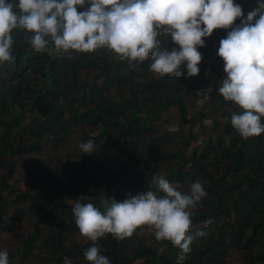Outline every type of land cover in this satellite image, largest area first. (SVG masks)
<instances>
[{
    "label": "trees",
    "instance_id": "16d2710c",
    "mask_svg": "<svg viewBox=\"0 0 264 264\" xmlns=\"http://www.w3.org/2000/svg\"><path fill=\"white\" fill-rule=\"evenodd\" d=\"M235 2L242 7V0ZM235 23H239V18ZM227 31L214 29L210 36L203 38L205 44L198 47L202 54L199 69L207 67L205 59ZM12 34L14 43L11 50L15 61L0 65V76L4 69L13 75L11 78L0 77V163L9 154L20 156L23 152L36 151L40 142L51 140L50 134L53 142L60 143L63 141L61 135L74 125L83 127V139H93L94 144L101 143L91 153H82L78 165L45 172L44 179L60 178L66 180L64 183L42 193L23 195L29 202V211H44V214L37 220L35 232L28 236L19 251L25 250L39 237L42 225L58 220V224H62L57 225L48 238L51 249H61L51 254L52 263L65 256H73L64 243L68 234L79 232L68 198L81 196L98 204L106 196L119 200L128 193L135 195L152 187L150 176L138 167V160L145 153L139 141L144 133L155 130L153 123L160 118L161 111L170 105H177L182 118L180 123L184 125L203 124L209 117L208 113L215 112L221 106L238 109L234 102L224 100L218 92L223 60L218 65L213 64L210 76L202 81L199 90L203 91L198 97V90H185L189 82H185L183 75L177 78L165 74L149 79L148 60L130 65L108 49L56 52L51 44L48 51L35 52L26 38L30 33L14 29ZM170 44L169 47L174 46ZM127 86L131 92L128 99L116 102L109 97L108 93L113 87L122 96ZM209 88H212L210 94L207 93ZM143 91L147 93L144 101L151 102V114L138 103V94ZM187 94L190 97L188 100L194 98L197 101L204 96L211 97V100L207 102L205 99L204 108L189 114L188 100H185ZM148 95L151 100L147 99ZM62 101L68 107L61 105ZM208 103L214 107L211 108ZM27 109L33 110L36 115L30 126H23L22 120ZM225 116L227 122L225 126L220 124L221 137L216 144L206 138L195 147L191 158L184 159V154L194 140V135H191L178 153L170 155L157 148L159 152L153 158L155 162L179 158V168L169 173V181L186 186L199 180L207 193L194 210L190 231H195V226L208 218H211L213 225L206 230V235L201 236L206 241L205 245L199 247L198 241L191 243V251L186 254L183 264H220V255L227 250L228 242L234 243L243 253L247 264H264V133L242 138L232 127L231 116L227 113ZM261 120L264 122V117ZM11 127L17 128L18 138L9 137ZM94 132V136H89ZM27 134L34 138L30 145L24 141ZM164 137V134L159 135L151 143L160 141L164 144ZM105 156L114 157L120 172L101 179L97 173H89L88 169L95 165V158ZM13 175L12 167L8 175L1 178L5 183ZM114 185H118L121 192L114 194ZM7 190L4 188L0 193V222ZM65 214L67 218L63 221ZM160 242V250L138 245L132 248V252L124 254L123 248L128 245V241L117 239L111 234L97 241L111 264H176L180 250L170 241ZM261 242L262 249L259 247L255 251L257 243ZM137 260L140 262L136 263Z\"/></svg>",
    "mask_w": 264,
    "mask_h": 264
},
{
    "label": "clouds",
    "instance_id": "9594fccd",
    "mask_svg": "<svg viewBox=\"0 0 264 264\" xmlns=\"http://www.w3.org/2000/svg\"><path fill=\"white\" fill-rule=\"evenodd\" d=\"M14 29L30 33L26 38L35 52L48 51L49 44L56 52L106 48L130 65L148 60L151 71L177 78L198 74L203 38L214 29H228L217 48L224 70L218 92L238 106L230 123L242 138L264 133V0H255L246 14L235 0H0V65L15 61ZM202 91H196L198 97ZM205 99L196 103L203 105ZM79 148L91 153L93 139ZM150 184L135 195L119 200L106 196L98 204L71 199L79 232L93 242L83 250L85 260L111 264L98 239L105 234L124 239L146 225L157 241H170L180 250L176 264H183L192 241L206 235L211 223L208 218L190 231L205 188L194 180L188 191H181L158 172ZM63 260L72 264L67 256ZM0 264H10L7 248H0Z\"/></svg>",
    "mask_w": 264,
    "mask_h": 264
},
{
    "label": "rangeland",
    "instance_id": "374dc122",
    "mask_svg": "<svg viewBox=\"0 0 264 264\" xmlns=\"http://www.w3.org/2000/svg\"><path fill=\"white\" fill-rule=\"evenodd\" d=\"M253 7H255V0H242V10L244 14H246L247 11L251 10ZM218 46L219 44H215L209 53V57L205 59L204 63L207 65L205 69L202 67L199 73L194 76H185V82H189V86L185 90H199L202 86V81L210 76L209 73L213 64L218 65L222 63V58L217 55ZM7 71L8 69L2 70V76L0 77L11 78L13 75ZM147 74L149 79L159 77V74L151 71L150 69H148ZM223 75L224 70L222 69L221 79ZM221 79L218 83V87L220 86ZM81 80H83V76H81ZM211 91L212 88H209L207 93L210 94ZM108 95L114 101L120 102L122 99H128L131 96V92L128 86L124 87V93L121 96L117 92L116 87H113ZM145 95H147L145 91L138 94V103L141 104L144 111L151 114V102L144 101L146 98ZM176 95L178 96V94ZM147 97V99L151 100L150 95ZM188 99H190V97L187 94L185 96V100L187 101ZM206 100L209 102L211 97L207 96ZM60 104L68 107V104H65L64 101ZM208 104L211 108L214 107L213 104ZM202 108H204V104H197L194 98L192 100H188L187 110L189 114H193ZM233 111H236L234 106H221V108H218L215 112L208 113L209 117L203 124L197 122L183 125L180 123L182 118L179 107L175 104L170 105L168 108L161 111L159 113L160 118L154 121L153 125L155 126V130L144 133L141 141H139L141 142L140 145H142L145 150V153L141 155L138 160L139 169L144 170L150 178L154 172L164 173L166 178L169 180L167 177L169 173L173 171L175 172L179 168V158H170L169 160L160 159L161 161L155 162L153 158L155 154L159 152L157 148L163 150L166 154H176L181 151L184 142L192 137L191 135H194L192 144L183 156L184 159L191 158L195 147L201 145L206 138L212 140L213 142L211 143H217V140L221 137L220 124L225 126L227 122L225 113L231 116ZM35 115L36 112L31 109H27L22 120V125L30 126ZM215 123L218 124L219 128H216ZM81 130H83L81 125L72 126L71 129H68L67 132L61 135V137H63V141L60 143L57 142L58 144L52 141L53 138L50 134L51 140L40 142L36 151L32 153L23 152L20 156L9 154L6 156L4 162L0 163V193L4 188L8 189L6 193H4V211L0 222V248L8 249L10 264H64L63 259L52 263L50 257L51 254L58 253L61 249H51L48 244L50 232L56 229L57 225L62 224H58V220L42 225L39 229V237L34 242L30 243L29 247L25 248V250L19 251V249L23 247L28 236L35 232V224L44 214V211H29V202L24 199L23 195L42 193L54 186L61 185L66 181L60 178L44 179L45 172L54 171L55 169H67L70 166L79 164L80 155L84 153L79 148V144L86 141L82 138ZM9 132V137L18 138L16 127H11ZM163 134L165 135L163 138L164 144H161L160 141H156L154 144L151 143L155 137ZM94 135L95 132L90 133L89 136L92 137ZM24 141L30 145V143L34 142V138H32L30 134H27L24 137ZM100 145L101 143L94 144L93 149L96 150ZM94 162L95 165L90 166L88 172L94 174L97 173L101 179H105L111 174L120 172V166L113 156L95 158ZM10 166L11 168H14V175L4 183L2 178L8 175L9 170L11 169ZM170 182L177 186L181 191H188L189 189L190 184L184 186L180 182ZM112 190L114 194L117 191H120L118 189V185L112 186ZM78 197H80L82 201L89 200L88 198L81 196H72L68 198L70 205L71 199ZM66 218L67 214L64 215L63 221ZM212 225L213 222L208 225L207 230L211 229ZM200 226H202V223L195 226V229ZM153 231L154 230L149 226H138L131 236L123 239V241H128V245L123 248V253L128 254L132 252L134 250L132 248L138 245L147 249H159L162 244L160 241L155 239ZM203 240L204 239L200 236L196 237L193 241H198L200 243V247L206 244V241ZM91 244L92 241L80 232L67 235L64 246L68 247L67 250L69 253H73V256L69 258L72 261V264H89V261L85 260L83 257V250L87 245L89 246ZM262 245V242L257 243L255 251H257L259 247L262 249ZM219 260L221 261L220 264H247L244 260L243 253L235 247L234 243L230 242L227 243V250L222 252ZM138 262H140V260L136 261V263Z\"/></svg>",
    "mask_w": 264,
    "mask_h": 264
}]
</instances>
